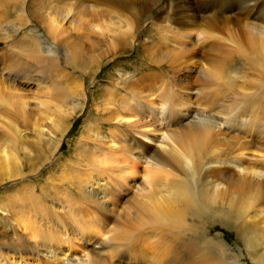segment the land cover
Here are the masks:
<instances>
[{
  "label": "bare ground",
  "instance_id": "6f19581e",
  "mask_svg": "<svg viewBox=\"0 0 264 264\" xmlns=\"http://www.w3.org/2000/svg\"><path fill=\"white\" fill-rule=\"evenodd\" d=\"M22 1L25 5L26 0ZM29 1L33 3L35 1L37 13L47 20L46 24L50 29V39L45 42L44 49L45 54L53 60L54 66H44L40 74L51 81V92L54 90L57 96L65 99V102L63 106H60L56 100L39 104L40 108L47 110V113L42 112V114L47 115L43 117L46 125L35 124L39 142L36 144L37 148L31 149L22 140L20 129L15 126L16 122H9V131H6L9 133H7L8 139L0 151V184L13 180L16 183L19 182L20 187L25 183V200L28 202L26 206L28 205L29 210L25 211L23 208H20L21 210L13 208L12 210L19 214L15 216L14 224L18 231L21 230L27 235L29 247L24 244L19 245L20 240L17 242L14 237L11 240H15L19 245L18 248H12L4 241H0V264L55 263L49 258L57 259L56 263L58 264L65 262L66 264H114L111 258L112 254L104 255V250L111 247L112 242L109 238L110 232L104 227L103 200L106 198V194L110 193V188L116 186L115 179L118 181L117 183L125 186L132 184L131 187H134L133 183L141 179L145 188L152 191L158 173L169 176L180 174L183 181L177 185L175 195L178 198L175 201L172 197L160 196L157 201L149 202L152 205L153 219L163 224L179 219L180 213L177 211L182 209V206L183 209L187 206L191 207L194 215L201 219L205 217L212 206H217L220 216L231 223L246 215L248 197L252 205L256 202H264V166H243L248 154L257 158L258 163L264 161V152L261 154L250 153L248 152L249 144L244 143V146L232 149L231 153L222 159L213 157V151L209 146L211 142L217 143V140L221 138V130L224 128L231 130L235 128V124L249 129H253L250 125L254 127L256 124L257 126L262 124L263 128L257 130L264 134L262 97L258 109L263 111L261 114L258 112L256 116H250V109L244 108V106L234 109L233 106L236 104L225 106L224 112L219 113L217 111L219 105H214L207 100L203 107L193 108L187 100L181 99L182 89L178 85L175 87L172 83L163 84L165 81L162 79L160 81L162 85L158 86L159 89L156 91L155 87L147 81L155 79L157 73H155L156 75L154 73L145 75L139 72L133 76L134 78L128 77L122 80L123 77H119L120 82L116 83L115 89L107 93L105 100L97 102L96 94L89 90L96 80H92L91 86H86V82L82 84L71 82L69 84L68 81L70 86L62 88L63 80L66 79H63V76L66 74L55 66L54 59L55 56L65 57V52L70 44L72 52H68L67 55L69 63L74 62L77 54L86 51L92 54L99 52L93 57L98 60L99 55L105 52L104 46L119 50L127 44L133 45L136 34L142 31L146 23L157 19L158 21H155L154 25L156 26L160 20V23L164 24L163 29L179 38L177 39L179 45L184 50L188 43L198 45L197 43H201L200 41L205 36H213L223 31L232 33L231 27L236 26L239 28L237 32L241 33L240 39L246 40L260 52L261 64L259 65L264 70V0H162L160 1L162 2L161 8H158L159 0ZM86 7L87 10L90 8L93 11V16L97 14L99 18L96 17L94 21L90 22L93 19L92 16V19L88 20L89 22L84 23L83 17L89 12L83 14V17L81 12V17L84 20L78 18L79 21H77L75 15L73 16V9L82 8L84 11ZM76 10L78 11V9ZM86 27L87 29L81 33L80 31ZM162 34H167V32ZM169 41L172 42V39ZM170 42L168 44L171 45ZM161 47L160 49L163 48ZM173 47L175 49L176 46ZM188 47L191 46L188 45ZM150 49L152 50L151 45ZM256 49L254 48L255 51ZM151 50L149 51L150 56L153 55ZM160 51V54L155 51L158 55L152 52L159 57L162 55L160 58L158 57V62L159 59L164 58V52ZM171 51L170 54L166 51L165 55H172ZM105 53L107 56V52ZM185 53L187 52L184 51L183 54ZM176 54H174L175 60L179 61L180 56L177 58L178 54ZM191 55L193 56V52ZM108 57L110 58V56ZM156 58L153 59L157 61ZM110 60L112 61V58ZM177 66L175 75L190 71L188 65ZM19 68H25V66ZM200 68V74L207 73L204 65ZM99 69L95 76L97 80L101 79ZM43 76L40 78L42 79ZM119 89L122 92H117V90L120 91ZM87 94L92 96L90 113L78 131V135L68 142L69 147L73 148L72 152L60 154L58 150L61 141L70 129L72 118L83 111ZM143 102L148 103L152 112L162 118L174 114L176 119L182 120L178 122L183 125L179 132L170 134L171 132L163 133L164 131H162L160 137V135L155 136V132L150 130L152 129L150 125L143 129L137 128V125L140 124L138 117L142 115L140 113H142ZM27 108L28 103L26 102H23L22 105L20 103L11 105L10 116L20 123L21 120L27 118ZM95 111L96 115H94ZM107 111L113 112L111 120L110 118L109 120L113 122L114 127L110 129L108 137L115 139L117 142L113 141L119 147L115 148L112 144L105 145L109 152L99 156L96 155L95 150L97 149L91 146L90 141H94L100 136V126L108 120L104 118L107 116ZM122 124L131 126L132 129H127ZM159 125L166 126L167 124ZM159 138L161 142L156 148L150 145L151 142H158ZM175 141L185 143L184 151H178L176 147H172ZM111 150L119 151V153H111ZM57 152L60 155L54 160ZM84 153H87V158H83ZM201 154L202 156L198 158V155ZM229 157L231 158L228 159ZM50 162L54 164L52 167ZM79 164H82L83 168ZM48 165H50V169H48ZM38 169L46 170L41 178L27 174V172L32 175L33 173L37 174ZM141 169L142 176L138 177ZM201 171H204V176L213 177V181L206 185L210 188L211 195H196L192 189L191 182L195 181V176ZM41 180L46 181L49 190L58 194V200L54 201V198L50 197L48 190L42 185L35 186ZM13 190H8L0 195V204H3V207L8 208L4 205H17L18 201L23 200V193L16 196V194H11ZM47 199L52 204H49ZM178 199H182L183 202L179 203ZM54 202L59 206H56ZM243 236L244 234L240 235L241 240L247 241L246 236L245 239ZM84 245H88L90 249L82 248ZM162 260L158 258L159 262ZM153 263L155 262L153 261ZM128 264H132V262Z\"/></svg>",
  "mask_w": 264,
  "mask_h": 264
},
{
  "label": "rangeland",
  "instance_id": "374dc122",
  "mask_svg": "<svg viewBox=\"0 0 264 264\" xmlns=\"http://www.w3.org/2000/svg\"><path fill=\"white\" fill-rule=\"evenodd\" d=\"M160 1L162 0H159L158 8L162 7V2ZM85 9V12L82 8L73 9V16L75 15L77 21H79L78 18L80 20L85 19L83 21L85 23L92 19L93 11L90 8L87 10V7ZM80 13L82 17L85 13H88L89 16L86 14L83 19ZM96 17H98L97 14L93 16L90 22L94 21ZM155 21L157 22L158 20H150L151 23L147 22L142 31L139 32L140 35L139 33L136 34L134 46L127 44L123 49H114L115 51L113 47L105 48L104 46L107 56L103 52L99 55L100 58L98 57V60L96 57L93 59V57L99 52L92 54L86 51L77 54L74 62L69 63L67 55L68 52H72L69 44L65 57L55 56L56 58H54L56 61L55 66L66 74L63 76V79L66 78L63 80L65 85L63 84L61 87L68 88V81L69 84L71 82L74 84L86 82V86H91L92 80H96V83L89 90L96 94V101L100 102L105 100L107 93L115 89L116 83L120 82L119 77H123V80L128 77L134 78L133 76L137 73L139 74V72L145 75L157 73V75L155 74L156 78H158L157 80L155 78L147 81L155 87L156 91L159 89L158 86L162 85V82H160L162 79L165 81L163 84L168 83L169 85L172 83L175 87L178 85L182 89L181 99L187 100L193 108L203 107L209 101L214 105H219L217 109L219 113L224 112L225 106L236 104V106H233V108L235 107L234 109L242 106L250 109V116H256L258 112L261 114L263 110L261 109L260 111L258 107L261 97L264 103V70L259 65L261 64L260 52L246 40L240 39L241 33L237 32L239 28L232 26V33L223 31L213 36H205V40L203 38L200 41L201 43L198 42V45H190L188 43L191 47L187 45L189 49L186 48L184 50L179 45L177 40L179 38L163 29L164 24L160 23V20L157 23L158 26L156 25L157 28L154 25ZM46 23L47 20L40 13H37L35 1L33 3L26 0L25 5L22 0L0 1V151L8 139L9 133L6 131H9V122L13 123V121L16 122V125L15 122L14 125L20 129L19 133L21 132L22 140L31 149L33 147L37 148L36 144L39 142L35 131L36 125L37 123L46 125L43 117L47 115L45 113L42 114V112L47 110L40 108L39 104L56 100L60 106H63L65 102V99L57 96L54 90L51 92V81H48V78L40 74L44 66H54L53 60L45 54L44 49L45 42L50 39V29ZM86 29L87 27L80 32L82 33ZM166 32L167 34H162ZM163 37L165 39H162ZM173 37H175L176 41ZM169 39H172V42ZM149 41L151 44H149ZM150 45L153 51L150 49ZM161 45H164L162 46L163 48ZM174 45L176 46L175 49ZM150 50L153 55L156 52L160 54V50H162L164 58L159 59L160 61L158 62V54L156 53L155 57L153 55L150 56ZM166 51L168 54H170V51L173 54L166 56ZM180 51L187 53L183 54ZM192 52L194 58L191 55ZM176 53L178 54L177 58L180 56L179 61L177 59L178 62L175 60L176 56H174ZM112 55H115V57ZM152 57H157V61ZM111 58L112 61L110 60ZM191 60L195 61L192 62ZM182 65H188L190 71H184L180 75L176 73L175 75L176 66L183 67ZM203 65L207 73L200 74V67ZM21 66H25V68H19ZM98 68H100V80L95 77ZM41 76H43L42 79L40 78ZM43 82L44 84H42ZM119 90L117 92H122L121 89ZM92 93L90 94L92 95ZM90 94H87L83 111L72 118L70 129L65 133L61 141L58 150L60 154L72 152L73 148L69 147L68 142L78 135V131L82 128L87 115L90 113L92 107V96ZM259 94L262 95L259 96ZM45 96H48V98H45ZM23 102L28 103L27 120H21L19 123V121L10 116L9 110L11 105H17L18 103L22 105ZM142 105V113H140L142 115L138 117L140 124L137 125V128L143 129L150 125L152 126L150 130L155 132V136L160 135L161 137L162 131H164L163 133L171 132L170 134H174L179 132L180 127L183 126L178 124L182 120L176 119L174 114L162 118L157 113L152 112L148 103L143 102ZM50 108L53 109V107ZM111 111H107V116L105 114L106 117L104 118L108 120L100 126L101 134L99 135L103 136H98L94 141H90L91 146L97 149L95 150L96 155L99 156L109 152L105 145L110 146L112 144L115 148L119 147L115 139L108 137L110 129L114 128L113 122L110 121L111 113H113ZM94 115H96V111ZM162 119L163 122H161ZM159 124L167 125L161 126ZM33 125L35 126L33 127ZM122 125H125L124 127L127 129H132L131 126ZM239 126V124H235V128L231 130L224 128L220 132L222 136L217 140V143H210L209 146L213 151V157L225 159V155L231 153L232 149L235 150L236 147L244 146V143L249 144L248 152L250 153L261 154L264 152V134H262V131H258L263 128L262 124H258V126L256 124L254 127L250 125V127L256 129L255 131ZM160 142L161 139L159 138L158 142H151L150 145L156 148ZM184 144L175 141L172 147H176L178 151H184ZM58 152L54 156V160L59 157L60 154ZM111 153H119V151L111 150ZM200 156L202 154L198 155V158ZM84 157L87 158V153L83 154ZM246 157V163L243 166H264V161L258 163L257 158H253L251 154ZM50 165L52 167L54 164L50 162ZM50 165H48V169L51 168ZM79 165L83 168L82 164ZM38 170L36 171L37 174L33 173L32 175L30 172H27V174L41 178L46 170ZM139 171L141 172L138 177H141L142 169ZM180 176V174L169 176L164 173H158L152 191H148L145 188L141 179L133 183V185L135 184L134 187H131L132 184L125 186L117 183L118 181L115 179L116 186L110 188V193L106 194V198L103 200L105 210L104 227L110 232L109 238H111L112 242L111 247L104 250V255L110 256L112 254L111 258L114 264H128L131 262L132 264H264V202L260 201L252 205L248 197L246 215L242 219L231 223L224 219L223 216H220L217 206H212L203 219L195 216L193 209L188 206L184 209L182 206V209L177 211L180 213V216H177L179 219L169 223L163 224L153 219L152 205L149 202L157 201L160 196L164 198L172 197L175 201L178 198L175 195L177 185L183 181ZM211 181H213V177L204 176V171H201L195 176V181L191 182V186L196 195H211L209 193L210 188L206 186ZM45 182V180H41L35 186L42 185L48 190L50 197L54 198V201L58 200V194L49 190ZM12 189L14 190L11 194H16V196L23 193V200L18 201L17 205H4L8 208L0 204V241H4L6 245L12 246V248H18L20 244L29 247L27 235L21 230L18 231L17 226L14 224L15 216L19 214L12 210L13 208L29 210L28 205L26 206L28 202L25 200V183L19 187V182L16 183L13 180L4 181L0 184V195ZM178 200L179 203L183 202L182 199ZM47 201L52 204L50 200L47 199ZM54 204L59 206L55 202ZM241 234H244V239L246 236L247 241L241 240ZM13 237L17 242L20 240L19 245L15 240H11ZM84 247L90 249L88 245H84L82 248ZM115 255L116 257L114 258ZM158 258L163 260L159 262ZM49 259L55 261L53 264H58L56 263L57 259ZM46 264L50 263L46 262ZM63 264H66V262Z\"/></svg>",
  "mask_w": 264,
  "mask_h": 264
}]
</instances>
